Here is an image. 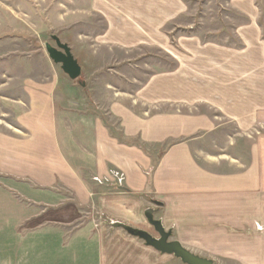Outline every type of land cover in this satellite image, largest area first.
Here are the masks:
<instances>
[{"label": "crops", "instance_id": "1", "mask_svg": "<svg viewBox=\"0 0 264 264\" xmlns=\"http://www.w3.org/2000/svg\"><path fill=\"white\" fill-rule=\"evenodd\" d=\"M225 2L241 20L234 46L183 32L190 0L86 1L104 21L102 45L156 48L177 68L114 94L103 114L65 105L53 82L25 88L14 128L0 130V264H143L133 238L94 220L71 230L76 219L63 210L141 229L153 201L182 246L220 243L264 264V135L233 173L202 167L192 149L219 120L240 132L264 129V0Z\"/></svg>", "mask_w": 264, "mask_h": 264}, {"label": "rangeland", "instance_id": "2", "mask_svg": "<svg viewBox=\"0 0 264 264\" xmlns=\"http://www.w3.org/2000/svg\"><path fill=\"white\" fill-rule=\"evenodd\" d=\"M86 1L0 0L1 131L8 132L14 128L16 116L24 109L21 103L26 101L25 88L30 85L53 82L57 86L56 98L61 97L65 105L103 114L114 94L132 92L151 75L177 68L176 62L156 48L141 47L123 51L102 45L98 36L103 32L104 21L88 12ZM225 1L190 0L191 28L180 31L198 36L204 42L234 46L236 40L231 32L241 20L228 9ZM261 9L264 12V6ZM173 34L176 36L179 32L176 30ZM52 37L67 45L81 66L82 74L76 81H71L61 67L48 58L44 45L57 48ZM168 109L164 107L161 110ZM201 112L210 117L218 116L204 108ZM108 123L118 133L116 123L113 120ZM218 124L216 131L197 135L193 152L199 164L206 169L218 173L240 171L250 162L252 145L264 135V129L240 132L225 120H219ZM208 156L221 162L210 164ZM148 208L156 209L151 204ZM64 215L65 220L76 219L75 225L69 228L71 230L87 220H94L98 224L102 223L110 232L120 231L132 239L124 231L113 229L109 221L96 212L78 211L75 207L66 206ZM154 219L157 220L156 214ZM143 221L145 228L140 230L156 236L145 218ZM42 223L39 221V224ZM133 241L142 247L143 264H182L172 256L146 248L143 242L135 238ZM170 241L176 240L172 236ZM221 245L191 243L187 245L191 250L183 247L201 258L212 260L213 264H253L252 260L246 259V254L244 258L238 259L237 253L223 251Z\"/></svg>", "mask_w": 264, "mask_h": 264}, {"label": "water", "instance_id": "3", "mask_svg": "<svg viewBox=\"0 0 264 264\" xmlns=\"http://www.w3.org/2000/svg\"><path fill=\"white\" fill-rule=\"evenodd\" d=\"M57 48L50 47L45 44L48 58L55 64L61 67L63 73L71 80L76 81L82 74V68L71 54L70 48L62 44L56 37H52ZM153 207H158L160 204L156 201L151 202ZM155 209L148 208L144 211V218L147 224L153 229L156 236L149 234L146 231L130 227L120 222H113L110 226L113 229H120L128 236L135 238L144 243L145 247L153 249L161 255L172 256L179 260L182 264H213L210 259L201 258L189 250L185 249L179 242L170 241L172 232L166 231L161 221L154 219Z\"/></svg>", "mask_w": 264, "mask_h": 264}, {"label": "flooded vegetation", "instance_id": "4", "mask_svg": "<svg viewBox=\"0 0 264 264\" xmlns=\"http://www.w3.org/2000/svg\"><path fill=\"white\" fill-rule=\"evenodd\" d=\"M155 214H156V210H155ZM155 214H154V215H155Z\"/></svg>", "mask_w": 264, "mask_h": 264}]
</instances>
